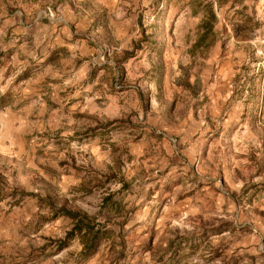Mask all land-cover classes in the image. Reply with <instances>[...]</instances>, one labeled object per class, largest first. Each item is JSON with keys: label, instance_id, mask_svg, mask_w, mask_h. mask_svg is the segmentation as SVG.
<instances>
[{"label": "clouds", "instance_id": "9594fccd", "mask_svg": "<svg viewBox=\"0 0 264 264\" xmlns=\"http://www.w3.org/2000/svg\"><path fill=\"white\" fill-rule=\"evenodd\" d=\"M0 264H264V0H0Z\"/></svg>", "mask_w": 264, "mask_h": 264}]
</instances>
